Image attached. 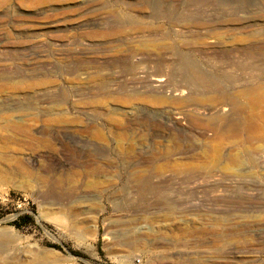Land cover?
Segmentation results:
<instances>
[{
  "label": "rangeland",
  "instance_id": "1",
  "mask_svg": "<svg viewBox=\"0 0 264 264\" xmlns=\"http://www.w3.org/2000/svg\"><path fill=\"white\" fill-rule=\"evenodd\" d=\"M187 59L264 84V0H0V264H264V124Z\"/></svg>",
  "mask_w": 264,
  "mask_h": 264
},
{
  "label": "bare ground",
  "instance_id": "2",
  "mask_svg": "<svg viewBox=\"0 0 264 264\" xmlns=\"http://www.w3.org/2000/svg\"><path fill=\"white\" fill-rule=\"evenodd\" d=\"M183 64H185V66L187 67L186 68L187 72L189 70V72L195 73V75L198 78H200L199 80H201L202 83L193 81V79L189 75H187L186 71L184 74L181 72L182 74L180 76L178 75V77L180 78L179 79L180 80L179 86L181 87L180 92L184 94L185 92L183 90L187 89L188 91L187 98L190 99L192 102L202 105L205 102L207 103L209 102V104L212 105L211 106L212 108L209 111H205L203 109L202 114H208L207 117L204 118V120L207 125H211L210 129L212 131L214 138L228 140L229 137L239 138L242 136V133H244L248 139H252L253 137H257L261 135V125L264 124V84L262 85L241 84V86L236 87L232 84L219 85L220 83L217 82L207 83L204 81L211 80L210 79L211 77L209 78V76H207L200 69H198L197 68L198 66L196 67L194 62H191L190 60L187 59L184 61ZM175 71H179V70H175ZM164 81L165 78L161 75L156 76L153 80L156 86L162 85ZM204 83L207 84L206 87L202 85ZM242 98L245 99V102L241 101ZM161 100L164 101L163 98H161ZM258 106L262 107L261 111L259 112L254 111V108ZM226 110L231 112V114H235L238 112L244 113V120H243L244 126L242 125V127H244L243 131H242L243 128L242 129L238 128L236 124L237 121L236 122L224 121L225 115L224 113H222V111H226ZM181 118H183V114L181 113H179L178 116L175 117L176 120H180ZM15 163L18 165L16 161ZM4 164L3 165L0 164V165L4 166L5 169L6 165ZM6 164L8 163L6 162ZM9 168H13V166ZM4 171L5 170H3L2 172ZM8 171H11V169ZM11 172L10 174L12 175Z\"/></svg>",
  "mask_w": 264,
  "mask_h": 264
}]
</instances>
